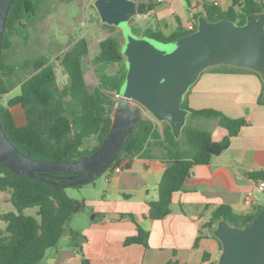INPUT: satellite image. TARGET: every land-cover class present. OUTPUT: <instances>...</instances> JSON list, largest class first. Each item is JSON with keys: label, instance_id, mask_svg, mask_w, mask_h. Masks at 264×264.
I'll return each instance as SVG.
<instances>
[{"label": "trees", "instance_id": "16d2710c", "mask_svg": "<svg viewBox=\"0 0 264 264\" xmlns=\"http://www.w3.org/2000/svg\"><path fill=\"white\" fill-rule=\"evenodd\" d=\"M42 1H13L5 24L0 60V97L14 88L11 78L20 67L5 62L4 50L12 46L11 35L28 37L29 23ZM154 1L142 3L139 14L151 11ZM186 1L189 3V0ZM238 2L239 0H234V5ZM254 12H264V0H244L239 10L235 6L222 10L218 0H212L205 3L203 12L195 15L196 23L193 27L184 28L178 20V29L169 36L152 28L142 29L136 25L133 28L140 35L147 34L170 41L196 30L200 14L213 21L228 18L241 24ZM122 44L113 35L100 41V50L93 59L99 72V82L93 89L87 84L83 65V58L89 52L87 38L79 39L61 59V64L69 75V83L63 88L56 85L57 74L53 64L47 63L44 57L27 59L22 67L33 66L35 73L21 82L20 93L11 97L6 105L0 101V119L10 141L27 156L40 160L72 161L91 155L110 130L117 95L126 77ZM112 63L121 64L116 74L106 71V67ZM216 69L252 72L262 81L257 72L249 69L222 65L208 70ZM262 84L264 90L263 81ZM263 90L260 102H264L261 99ZM16 105H20L25 113V123L22 125L17 123L11 109ZM182 105L192 110V117L218 118L226 134L220 137L210 130L188 123L182 137L176 140L169 124L164 123L161 134L155 127L154 118L144 115L132 136L109 165H119L124 155L134 156L149 151L155 145L163 148L170 163L159 183L158 199L148 202L149 213L145 216L153 219H163L171 213L173 195L183 187L194 166L210 163L214 156L226 150L232 138L247 122L245 118H230L216 109L191 108L188 98ZM92 136H96L97 143L89 146L86 141ZM181 143H185L182 149ZM71 175H75V172L52 171L46 179L63 182L69 181L68 176ZM254 176L264 180V172H258ZM0 190L10 193V202L15 207L14 211L0 214V220L6 223L4 228L0 227V264H45L48 251L59 246L61 238L66 234V225L73 215L84 210L87 205L86 199L76 200L70 197L66 188L18 174L2 164ZM32 207L37 208L35 214H27L25 210ZM262 208L264 204L251 213L239 214L230 205H219L212 214L209 227L214 231L221 219L228 220L232 225L248 226ZM149 234L148 230L138 225V233L127 237L125 245L140 243L148 246ZM68 236L69 243L77 246L78 251L83 254L79 241L86 240V236L73 228H70ZM213 236L220 242L222 251L220 239L214 234ZM83 261L88 264L87 259L84 258Z\"/></svg>", "mask_w": 264, "mask_h": 264}, {"label": "crops", "instance_id": "0c3cea01", "mask_svg": "<svg viewBox=\"0 0 264 264\" xmlns=\"http://www.w3.org/2000/svg\"><path fill=\"white\" fill-rule=\"evenodd\" d=\"M136 1L140 5L149 2ZM210 1L155 0L153 9L133 18L132 24L169 36L178 29V20L184 28L193 27L195 15L203 12ZM218 2L222 10L232 6L239 10L244 0L236 5L234 0ZM262 90V81L252 72L204 71L188 94L189 106L245 118L246 124L230 146L210 163L194 166L183 187L173 195L171 213L163 219L145 215L149 213L148 202L159 197L158 186L170 159L156 145L134 156L124 155L119 164L121 171H114V166L108 168L103 192L85 198V210L91 216L83 226L75 228L86 236V240L79 241L83 254L68 238L65 244L48 251L45 264H85L84 258L88 264H218L220 242L209 227L214 210L227 204L236 213L248 214L264 203V192L253 207L244 203L245 193L262 180L254 174L264 172V102L259 101ZM200 118L204 117H194L191 125L203 128ZM154 121L162 134V124ZM215 123L219 130L212 132L224 136L226 130L219 119ZM203 129L211 131L210 125ZM0 203V209L10 208L8 191L1 190ZM138 225L150 233L148 246L125 245L127 237L138 233Z\"/></svg>", "mask_w": 264, "mask_h": 264}, {"label": "water", "instance_id": "95a60500", "mask_svg": "<svg viewBox=\"0 0 264 264\" xmlns=\"http://www.w3.org/2000/svg\"><path fill=\"white\" fill-rule=\"evenodd\" d=\"M14 0H0V60L5 24ZM102 24L118 27L124 37L121 52L127 69L115 104L110 130L100 146L82 160H40L21 152L7 137L0 119V164L12 171L67 188L94 181L104 173L144 116L170 125L182 137L192 110L182 103L202 73L217 66L257 72L264 83V12L244 23L228 18L209 20L200 14L193 32L170 41L134 31L139 15L136 0H94ZM264 100V90L262 94ZM52 171L75 172L69 181H50ZM214 235L222 243L218 264H264V208L248 226L221 219Z\"/></svg>", "mask_w": 264, "mask_h": 264}, {"label": "rangeland", "instance_id": "374dc122", "mask_svg": "<svg viewBox=\"0 0 264 264\" xmlns=\"http://www.w3.org/2000/svg\"><path fill=\"white\" fill-rule=\"evenodd\" d=\"M94 0H43L34 18L29 23V35L24 37L19 34L11 35L12 46L4 50V58L7 64L20 66L12 76L11 81L14 88L7 94L0 97L2 104L6 105L8 100L19 94L21 82L35 73L33 66L26 67L22 64L27 59L44 57L47 63L54 65L59 88L69 83V75L61 64V59L79 39L87 38L89 52L83 58L85 78L90 89H93L99 82L97 65L93 62L94 57L100 50L99 43L108 36H116L123 43L124 37L121 30L116 26L102 24L99 13L93 5ZM121 68L120 63H112L106 67L109 74H116ZM18 124L25 122V113L20 105L11 108ZM146 116L147 114L144 113ZM190 116L188 123L194 122ZM200 127H208L217 132L218 118H200ZM164 128V123H161ZM208 125V126H207ZM87 145L94 146L97 143L96 136L87 139ZM183 142V141H182ZM185 143H181V149ZM180 149V147H179ZM108 169L98 176L94 181L74 185L66 188L67 194L76 200H84L92 197L97 191L103 192L105 177ZM98 186L95 187V183ZM1 193V190H0ZM1 204V203H0ZM3 204V203H2ZM264 204V203H263ZM3 206V205H1ZM86 209V207H85ZM82 210L73 215L66 225V234L61 238L60 244L68 242L70 228H80L90 219L89 211ZM14 211L13 205L10 208H1L0 214L7 211ZM37 208L32 207L25 210L27 214H35ZM6 223L0 220V227L4 228Z\"/></svg>", "mask_w": 264, "mask_h": 264}, {"label": "built area", "instance_id": "2783aa9c", "mask_svg": "<svg viewBox=\"0 0 264 264\" xmlns=\"http://www.w3.org/2000/svg\"><path fill=\"white\" fill-rule=\"evenodd\" d=\"M158 1L163 2L165 0H158ZM113 170L119 172L122 170V167L117 165L113 167ZM262 192H264V180L258 181L252 189L248 190L245 193L244 203L249 207H253L256 203L260 201Z\"/></svg>", "mask_w": 264, "mask_h": 264}, {"label": "flooded vegetation", "instance_id": "af4514ba", "mask_svg": "<svg viewBox=\"0 0 264 264\" xmlns=\"http://www.w3.org/2000/svg\"><path fill=\"white\" fill-rule=\"evenodd\" d=\"M97 10V9H96ZM98 12V11H97Z\"/></svg>", "mask_w": 264, "mask_h": 264}]
</instances>
